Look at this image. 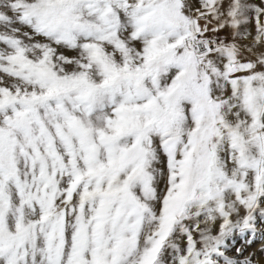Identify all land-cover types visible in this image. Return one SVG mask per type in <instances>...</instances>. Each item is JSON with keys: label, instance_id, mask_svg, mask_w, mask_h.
<instances>
[{"label": "snow or ice", "instance_id": "6c2138e0", "mask_svg": "<svg viewBox=\"0 0 264 264\" xmlns=\"http://www.w3.org/2000/svg\"><path fill=\"white\" fill-rule=\"evenodd\" d=\"M0 264H264V0H0Z\"/></svg>", "mask_w": 264, "mask_h": 264}, {"label": "rangeland", "instance_id": "374dc122", "mask_svg": "<svg viewBox=\"0 0 264 264\" xmlns=\"http://www.w3.org/2000/svg\"><path fill=\"white\" fill-rule=\"evenodd\" d=\"M258 248H259V242H256L248 249V251L249 252L256 251V249H258ZM259 257H260V254L257 253V258H259Z\"/></svg>", "mask_w": 264, "mask_h": 264}]
</instances>
